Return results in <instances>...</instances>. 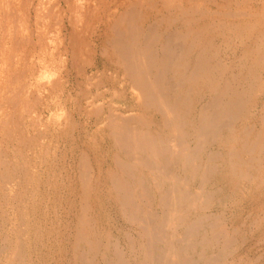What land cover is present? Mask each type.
Listing matches in <instances>:
<instances>
[{
    "label": "bare ground",
    "instance_id": "obj_1",
    "mask_svg": "<svg viewBox=\"0 0 264 264\" xmlns=\"http://www.w3.org/2000/svg\"><path fill=\"white\" fill-rule=\"evenodd\" d=\"M0 264H264V0H0Z\"/></svg>",
    "mask_w": 264,
    "mask_h": 264
},
{
    "label": "rangeland",
    "instance_id": "obj_2",
    "mask_svg": "<svg viewBox=\"0 0 264 264\" xmlns=\"http://www.w3.org/2000/svg\"><path fill=\"white\" fill-rule=\"evenodd\" d=\"M102 66L100 65V68H101ZM80 125H82V122L80 121ZM83 131H84V129L83 130H81V134H84L83 133ZM97 141H98V144H100V151H99V154H101V155H103L104 153H105V151H106V145L104 144V143H102V141H101V139L100 138H98L97 139ZM67 151H68V155L71 153V152H73V150L74 149H71L72 148V146L68 143V145H67ZM69 151H71V152H69ZM102 166V165H101Z\"/></svg>",
    "mask_w": 264,
    "mask_h": 264
}]
</instances>
